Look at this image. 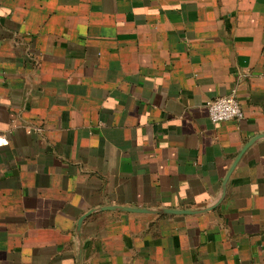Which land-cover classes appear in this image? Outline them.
Listing matches in <instances>:
<instances>
[{
    "label": "crops",
    "instance_id": "obj_1",
    "mask_svg": "<svg viewBox=\"0 0 264 264\" xmlns=\"http://www.w3.org/2000/svg\"><path fill=\"white\" fill-rule=\"evenodd\" d=\"M0 264H264V0H0Z\"/></svg>",
    "mask_w": 264,
    "mask_h": 264
},
{
    "label": "built area",
    "instance_id": "obj_2",
    "mask_svg": "<svg viewBox=\"0 0 264 264\" xmlns=\"http://www.w3.org/2000/svg\"><path fill=\"white\" fill-rule=\"evenodd\" d=\"M206 106L209 117L214 123L240 120L245 116L240 101L233 94L210 99Z\"/></svg>",
    "mask_w": 264,
    "mask_h": 264
},
{
    "label": "water",
    "instance_id": "obj_3",
    "mask_svg": "<svg viewBox=\"0 0 264 264\" xmlns=\"http://www.w3.org/2000/svg\"><path fill=\"white\" fill-rule=\"evenodd\" d=\"M106 208H109V207H106ZM104 208V209H106ZM111 208V207H110ZM121 209L123 210H128V211H135V212H149V210H146V209H133V208H124L122 207ZM166 212H174V213H180V212H191V210H165ZM91 213V212H90ZM89 214V213H88ZM86 214L85 216H83L80 220V223L83 221V219L88 215Z\"/></svg>",
    "mask_w": 264,
    "mask_h": 264
}]
</instances>
